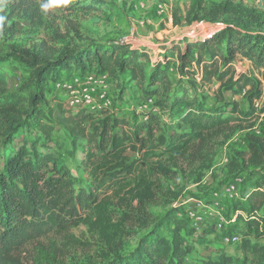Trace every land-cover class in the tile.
<instances>
[{
    "label": "rangeland",
    "instance_id": "rangeland-1",
    "mask_svg": "<svg viewBox=\"0 0 264 264\" xmlns=\"http://www.w3.org/2000/svg\"><path fill=\"white\" fill-rule=\"evenodd\" d=\"M99 1L105 3L101 10L80 9V5ZM41 2L44 0H7L6 8L0 11L6 17L0 31V68L5 78L2 92L26 96L31 87L29 70L16 56L17 48L40 43L55 50L126 44L143 51L150 67L169 62V94L174 90L186 93L193 103L204 104L207 111L219 110L238 117V121L208 134L201 145L175 154L144 158L141 153L128 151L126 162H139L140 166L122 190L100 196L75 225L26 244L15 253L18 260L22 264H105L132 253L144 239L169 240L173 224L167 218L175 213L186 220L181 235L192 247L183 264L263 261L264 201L250 217L246 197L264 181V72L238 55L233 77L222 82L213 77L203 83L202 75L197 79L199 70L194 63L187 60L181 69L178 52L185 50V39L197 41L223 27L225 21L236 25L228 17L215 23L207 18L206 10L223 2L242 16L243 28L264 33V0H71L46 12L40 8ZM159 4L164 7L162 14L157 13ZM57 35L60 37L55 38ZM191 57L196 58V50ZM145 70L149 72V67ZM55 82L47 84V104L42 107L40 121L29 131L20 129L13 138L15 143L26 138L37 144V150L51 152L52 163L69 169L76 184L86 186L90 178L82 163L85 141L77 140L57 121L64 110L74 108L68 106V92L55 87ZM93 85L97 92L84 108L96 122L106 117L123 118L132 126L144 119L147 111H153L162 121L161 133L167 136L183 110L182 105L173 112L169 107L160 110L154 105L156 98L146 97L126 74L117 81L109 77L104 87ZM83 87L78 88L79 93ZM257 92L259 98L254 96ZM8 148L11 144H4L0 129V152ZM228 184L235 185L233 193L225 192ZM227 234L237 235L239 241L227 244ZM255 249H260L257 255ZM223 257L231 261L226 263Z\"/></svg>",
    "mask_w": 264,
    "mask_h": 264
},
{
    "label": "trees",
    "instance_id": "trees-1",
    "mask_svg": "<svg viewBox=\"0 0 264 264\" xmlns=\"http://www.w3.org/2000/svg\"><path fill=\"white\" fill-rule=\"evenodd\" d=\"M92 3L80 5V9L101 10L105 4ZM206 11L213 23L223 22V18L228 17L236 25L225 21L223 27L208 36L203 34L197 41L185 39V50L178 52L181 69L188 60L202 69L203 83L211 82L213 77L222 82L228 76L233 77L235 59L239 55L264 72V33L243 28L242 16L236 15V9L228 2ZM58 37L60 35L55 36ZM194 50L196 58L191 57ZM15 53L29 70L31 87L26 96L16 91L2 92L5 78L0 68V129L4 144H11V148L0 152V264H22L15 253L26 244L75 225L100 196L122 190L140 166L139 162H126L128 151L141 153L144 158L175 154L194 144L201 145L208 134L238 121V117L219 110L207 111L204 104L193 103L186 93L174 90L169 94V62L150 67L143 51L138 52L126 44L76 45L55 50L40 43L32 48H17ZM148 67L149 72H146ZM89 71L107 73L115 81L126 74L146 97L156 98L154 105L160 110L169 107L173 112L178 105H182L183 110L167 136L161 133L162 121L153 111H147L144 119L131 126L123 118L106 117L96 122L91 112L64 110L57 121L77 140L85 141L82 163L90 182L81 186L76 184L69 169L52 163L51 152L37 150V144L26 138L15 143L13 137L20 129L31 130L42 118L49 82ZM120 88L122 90V84ZM254 96L259 98L260 94L257 92ZM246 198L248 216L254 217L264 201V181ZM167 221L173 224L169 240L144 239L132 253L105 264H183L185 255L192 250L181 235L187 222L177 218L175 213ZM259 251L254 250L256 255ZM222 260L231 261L228 257ZM259 264H264V260Z\"/></svg>",
    "mask_w": 264,
    "mask_h": 264
},
{
    "label": "built area",
    "instance_id": "built-area-1",
    "mask_svg": "<svg viewBox=\"0 0 264 264\" xmlns=\"http://www.w3.org/2000/svg\"><path fill=\"white\" fill-rule=\"evenodd\" d=\"M197 70H199L197 72V79L199 80L202 75V69L198 68ZM78 76L79 77H73L71 79H64V81L63 79H60L59 81H56L54 83L55 87L63 88L70 95V98L68 99L67 103L70 108H74L72 112H77L78 110L75 109L77 107H81V109L79 110H85L84 107L92 103L94 96L97 92L93 84L99 83L102 84V87H104L109 80V75L107 73H95L93 71H89L86 72L84 75ZM81 87L83 88L81 90V93H79L78 88L81 89ZM98 96L99 98L102 97L100 93ZM234 190V184H228L225 188L226 193H233ZM224 239L225 242L229 245L236 244L239 241V237L235 234H227Z\"/></svg>",
    "mask_w": 264,
    "mask_h": 264
},
{
    "label": "clouds",
    "instance_id": "clouds-1",
    "mask_svg": "<svg viewBox=\"0 0 264 264\" xmlns=\"http://www.w3.org/2000/svg\"><path fill=\"white\" fill-rule=\"evenodd\" d=\"M71 2V0H44V2L40 3V8L43 11H47L48 9L59 6V5H67ZM7 0H0V11H3L6 8ZM6 17L4 15H0V31H2L4 27V21Z\"/></svg>",
    "mask_w": 264,
    "mask_h": 264
},
{
    "label": "crops",
    "instance_id": "crops-1",
    "mask_svg": "<svg viewBox=\"0 0 264 264\" xmlns=\"http://www.w3.org/2000/svg\"><path fill=\"white\" fill-rule=\"evenodd\" d=\"M157 8H158L157 13H158V14H162L163 9H164L163 5H162V4H159V5L157 6ZM150 12H152V10H151ZM153 12H154V10H153Z\"/></svg>",
    "mask_w": 264,
    "mask_h": 264
}]
</instances>
